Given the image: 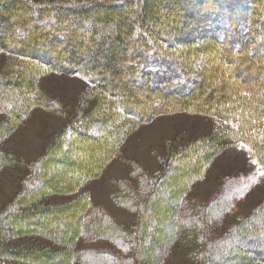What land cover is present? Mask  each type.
<instances>
[{
	"label": "trees",
	"instance_id": "obj_1",
	"mask_svg": "<svg viewBox=\"0 0 264 264\" xmlns=\"http://www.w3.org/2000/svg\"><path fill=\"white\" fill-rule=\"evenodd\" d=\"M68 1L65 3L53 1L48 4L32 0H0L2 51L18 57L16 58L18 63L30 65L31 61L46 70L52 69L54 72L77 75L87 80L96 92L95 104L84 113L78 114L77 121L65 126V138L75 145L81 140L80 138L88 135L87 137L94 143L104 142L108 148L107 154L98 159L85 158V161L94 163L90 174L77 173L70 163H64L65 166L59 168L61 172L59 174L63 175L66 182L72 184L74 180L82 179L86 174L97 175L101 167L103 168L113 159L119 144L132 130L134 131L140 124L151 121L164 110L171 112L186 108L188 111H196L197 103L194 105L192 100H196L201 90L200 80L207 73L204 70L213 71L220 80L223 77L237 76L239 80L234 85L235 91H239L241 80L245 82L242 84V90L245 88L248 90L246 92L243 90V93L239 91L235 97L227 100L222 96L213 99L214 90L210 91L208 97L200 98L207 100L206 104L205 101L200 100L202 104L199 105V111L222 119L223 124L234 123L232 134H238L240 141H245L254 151L264 155V127L261 129L251 127L253 118L264 116V93L256 96V93L264 88V76L261 80L253 82L247 79L253 76H247L248 69L257 68L258 72L255 75L264 72V0ZM137 2H140L139 6L135 7ZM99 12L105 13L98 16L100 20L97 21ZM205 12H208L209 19L205 17ZM70 14H75L77 21H70L64 26L62 23L70 18ZM85 17H92L97 22L92 27L89 20L91 30L84 33L85 35L76 37L79 41H91L88 47L90 49L84 55H80L71 48L72 39L76 35V30H84L86 24L81 20ZM215 23H219L220 28H213ZM14 32L20 35L11 38ZM201 39L202 41L197 43ZM212 62L216 64L214 67L211 66ZM32 67L30 65V68ZM21 70L19 68L14 72L15 75L10 77L7 83H2L12 89L10 95L14 96V100L21 101L22 108L11 113L12 101L7 99L2 102L0 112L9 113V117L12 115L11 119L16 121L26 116L31 105V98L25 95L23 88L26 86L23 85L25 82L29 86L34 85L30 81L31 72L21 73ZM123 72L130 81L128 79L126 82L122 81ZM27 74H30L28 81ZM219 82L216 85H221ZM29 86L28 90L31 89ZM117 86L125 94L118 92ZM134 88L140 89L138 96L147 99L158 91L156 98L165 106L151 109L148 108L147 103L139 105V97ZM212 100L214 104L208 106ZM247 109L251 111L246 114ZM241 116L247 120L237 124ZM69 141L58 148V161H62L66 151H69ZM209 142L210 139L187 142L183 148L171 150L164 157L158 156L160 168L153 173L143 170L135 162L131 163L129 174L132 180L115 181V191L110 196L116 206L134 214L129 228L117 225L100 206L90 207V201L88 202L84 198L85 195L81 194L74 198L77 206L79 202L81 206L71 235H60L57 231L68 224L65 223L66 219L51 223L52 229L50 231L46 229L48 232L42 227H38L36 231L46 234L54 242L62 245L61 248L52 251L53 253H47L45 257L46 260H51L50 262H41L38 259L41 255H37V252H21L24 254L21 258L13 257L10 255V249L7 248L0 250V256L14 263L23 261L25 264H72L76 262L75 260H79L81 264L127 262L164 264L162 256H167L174 243L183 236V241L191 242L195 239L198 240L196 244L202 245L199 256L195 251L191 255L193 264H217L221 256L229 253L237 244L242 245H237V251L244 249L246 245L255 246L256 250L250 248L246 251L264 264V246H262L264 235L261 234L258 240L248 241L249 243L245 245L241 241L253 231L263 233L264 210L254 213V216H249L245 221L241 220L238 230L232 228V233L235 231L237 235L233 240L231 234L227 236L217 234L216 230H211L212 228L202 234L207 220L211 221L219 217L222 209L225 206L231 207L234 201L226 191L221 193L216 203L209 200L206 204L197 206L194 200L190 203L186 198L193 180L205 170L204 167L212 156L211 149L219 147V141H214L213 144ZM84 148L92 150L90 146ZM47 152L46 156H41V161H35L30 167L29 175L33 177L36 187L41 186L47 177L44 169L49 168L51 149ZM74 156L78 154H72L71 162L75 160ZM4 160V155L0 153V165ZM53 169L55 172L58 171L57 168ZM94 171L98 172L94 173ZM52 180L55 179L52 177ZM21 188L24 197L35 189L31 186V182L25 183ZM44 190L36 192L37 196L43 198ZM55 190L59 192L63 189ZM50 192L53 193L54 190ZM15 200H11V203L14 202L11 207L20 204L18 203L20 201ZM36 202L38 201L30 202L26 207L38 209V213H29L27 216L25 215L27 213H22L23 220L37 216L35 220L39 221L41 219L38 217L46 215L45 210L49 208H38ZM57 209L55 207L52 211L55 212ZM11 225V221L7 220L2 225L0 233L10 230L8 227ZM20 231L16 230V232ZM11 236L13 238L16 235ZM239 237L242 239L240 240ZM207 238L213 239L207 241ZM99 240L110 242L118 252L92 247H75L78 241L92 244ZM237 240L241 242L235 243ZM127 250L130 257L124 260L119 252L125 253ZM237 253L229 256L232 262L245 264L243 261L246 259ZM30 259H36V262Z\"/></svg>",
	"mask_w": 264,
	"mask_h": 264
},
{
	"label": "rangeland",
	"instance_id": "obj_2",
	"mask_svg": "<svg viewBox=\"0 0 264 264\" xmlns=\"http://www.w3.org/2000/svg\"><path fill=\"white\" fill-rule=\"evenodd\" d=\"M32 1L47 2L48 4L53 1L69 2L68 0ZM74 1L80 2L81 0ZM153 1L156 2L155 0ZM139 3L140 2H137L135 7H138ZM103 14L101 12L98 13L96 17L98 18L97 21L100 20L98 16ZM204 15L206 18L209 17L208 12H205ZM89 20L92 23V27L93 24L97 22L96 19L92 17H85L82 19L81 21L85 23L86 26L83 28V31L82 29L76 30V35L72 39L73 47L71 48H74V52L77 51L80 55H84V53L90 49L88 47H90L91 41H79L76 37L84 33L86 34L89 29L91 30L88 23ZM70 21H77L75 14H70V18L68 17L66 22L62 24L66 26ZM216 27L220 28V24L215 23L213 28ZM166 28L168 27L166 26ZM19 35L20 33L14 32L11 38ZM201 41L202 39L198 40L197 43ZM206 51L208 52V49H206ZM62 56H64V54ZM16 58L18 57L9 55L7 52L0 49V106H2L4 100L9 99V101H12L11 105L13 106L11 113L14 110L22 108L20 104L21 101L18 99L14 100V96L10 95L12 89L2 85L3 82L7 83V81L11 79L10 77L15 75L14 72L19 70V68L22 69L21 73L23 71L31 72V76L27 74L26 79L28 81L30 76V81H32L34 85L29 86L28 83L25 82L23 86L26 87H22L26 93L25 95L31 98V105L24 118L16 121L11 119L12 115L9 117V113L4 114V112H0V153L5 157V160L1 162L0 165V230L7 220L12 223V225L8 227L10 230L0 233V250L5 248L10 249V255L18 258L24 256L21 252H37V255H41V257L38 258L41 262H50L51 260H46L45 256L47 253H53L52 251L61 248L62 245L54 242L50 237H47L46 234L36 231L38 227H42L45 230L49 229L48 231H50L54 221L66 219V222H64L68 224H65L64 227L57 231L60 235H71L75 225L74 222L77 220L81 206L80 202L78 204L79 206H77L74 198H77L81 194H83V196L85 195L84 198L88 202L90 201V207L93 205L100 206L114 222L116 221L117 225L129 228L133 222L134 214L119 208L112 201L110 196L115 191L116 186L114 183L120 180H132L129 174L132 162L137 163L140 168L148 173H153L160 168L158 156L164 157L169 151L177 148L179 149L180 147L183 148L187 142L200 139H210L211 142L209 143L212 144L215 143L214 141H219V147L218 149H211L212 156L207 166L204 167L205 170L193 180L194 182L189 186V192L186 198L190 200V203L194 200L197 206L198 204L204 205L207 201L209 202V200H213V202L216 203L221 193L226 191L227 194L234 199L231 203V207L228 208L225 206L219 217L211 221L207 220L206 224H204L202 234L205 233L204 231L212 228L211 230H216L217 234H223L225 236L231 234L230 236L233 240L237 235L235 231L232 233V228H237L238 230L241 220L245 221L249 216H254V213H259L264 210V155H262L261 152L254 151L252 146L245 141H240L238 134H232L231 130L235 125L234 123L231 124L228 122L223 124L222 119L219 120L210 113L199 111V105L202 104L200 103V100H202L200 98L203 96L208 97L207 95H209L208 93L210 91L214 90L213 99H219L222 96L224 100L235 97L239 91L243 93L244 90V92H246L248 89L245 90V88L242 90V84H245L243 80L240 82L242 84L238 86L240 87L239 91H235L236 88L234 85L239 80L237 76L223 77V79L220 80L219 76L213 71L204 70L207 73L205 72L206 74L203 79L200 80L201 83L203 82L200 85V92H202L203 95L197 91L198 95L196 100H192L194 101V105L197 103L195 105L197 107L196 111H188L186 108L175 109L171 112L170 110H164V112L157 114L151 121L140 124L119 144L118 151L113 159L103 166V168L101 167V170H98L99 172L97 171L98 173L94 171L97 175H92V173L91 176H89L88 174L93 170L92 164L94 163L88 160L85 161V158L88 159V157H92L98 159L106 156L108 150V148H106L107 145L104 144V142L94 143L91 138L87 137L88 135L80 138V141H76L77 143L72 145V143H70L71 141L65 138V126L69 125L71 122L77 121L76 117L78 114L84 113L95 104L97 95L93 86L90 85L87 80L77 75L54 72L52 69L46 70L31 61L29 64L33 67L30 68L28 64L18 63ZM126 62L127 61H125V63ZM61 64H65V62H61ZM211 64L213 67L216 65L214 62ZM257 72V68L248 69L247 76L253 75L247 78L248 81L253 82L254 80H261L264 76V72L255 75ZM32 75L33 79L31 80ZM121 77L123 82H126V79L130 81L129 78H126L124 72L121 74ZM218 82L221 83L222 86L220 84H217L219 85L217 86L216 83ZM28 86L31 88L30 90H28ZM132 87L133 86H131V88ZM116 89L118 92L122 93V95L125 94L124 91L118 89V86ZM134 90L137 96L140 95V89L134 88ZM158 93V91L154 92L149 99L138 96L139 105L147 103L149 106L148 108L151 109H156L158 106H165L161 100L156 98V94ZM259 93H264V88L258 91L256 96H258ZM206 100L207 98H204L202 101H205L204 103L206 104ZM205 104L203 105L205 106ZM210 104H214V100L208 103V106H210ZM212 106L215 107V105ZM200 107L202 108L203 106ZM250 111V109H247L246 114ZM256 115L257 113L254 117H256ZM246 120L245 117L242 118L241 116V118L237 120V124L244 123ZM251 122L252 128L256 127L257 129H261L264 127V116L253 118ZM252 125H254V127ZM68 141L69 151H66L67 153H65L62 161H58V148H61V144L67 143ZM86 146L92 147V150H86L84 148ZM48 149H51V158L48 163L49 168L44 169L47 173V177L41 186L36 187L33 177L29 175L30 167L35 161L40 160L41 156H46ZM72 154H78V156H74V162H71ZM67 162L74 167L73 169L77 171V173H89L82 179L77 181L74 180L72 184L71 182H66L63 175L59 174L61 173L59 168H63L65 166L64 163L67 164ZM53 168H57L58 171H53ZM52 177L55 180L51 181ZM28 182H31V186L35 187V189L28 193L27 197H24L25 195L23 194L22 196L21 193V187L25 186V183ZM77 182L79 183L74 185ZM72 185H74V187ZM69 187L73 188L69 189ZM59 188L63 190L56 192L57 190L55 189ZM41 190L45 191H43V198L38 197L36 193ZM50 190H54V192L51 193ZM13 199L20 201L18 202L20 204L12 205L11 207V204L14 203H11ZM20 199H22V201ZM36 200L38 202H36L35 205H39L38 208H49L45 210V216L38 217L43 220L44 223L41 220H35L37 216L33 219L29 218L23 220L21 218L22 213H27L25 214L27 216L29 213L33 214L39 211L31 206L26 207L30 202H35ZM55 207L58 209L54 212L52 210L55 209ZM13 211L17 212L11 213ZM258 228H260V230L262 229L261 227ZM22 229H26V231H20ZM16 230L20 232H16ZM48 231L46 230V232ZM240 231L241 229L239 232ZM12 234L16 236L12 238ZM261 234L264 235V230L263 233L253 231L251 235L244 236L243 240L239 238L245 245L248 241L253 242L257 238H260L262 236ZM213 238H207V241H211ZM238 240L235 243L241 242ZM186 242L187 240L183 241V236L179 237V240L174 243L175 245L169 250L167 256H162L164 264H193L191 255H193L195 251L199 256L202 245L196 244L195 242H198V240L195 241V239L191 240V242ZM237 245H234L229 253H225L221 256L217 264H235L229 256L236 252H238L237 255L239 254L246 259L243 261L245 264H262L246 251L250 248L256 250L255 246L248 247V245H246L247 247L237 251ZM262 246H264V244H262ZM75 247H92L118 252V249L114 248L110 242H103V240L96 241L92 244H84L78 241ZM119 254L124 260L130 257L128 250L125 253L119 252ZM35 258L37 259V257ZM36 259L30 260L36 262ZM254 260H256V262L252 263ZM75 261L76 262L72 264H81L79 260ZM3 263L25 264L23 261L14 263L0 256V264ZM239 263L240 262H238V264ZM125 264L129 263L127 262Z\"/></svg>",
	"mask_w": 264,
	"mask_h": 264
},
{
	"label": "bare ground",
	"instance_id": "obj_3",
	"mask_svg": "<svg viewBox=\"0 0 264 264\" xmlns=\"http://www.w3.org/2000/svg\"><path fill=\"white\" fill-rule=\"evenodd\" d=\"M158 15V14H157ZM203 83V82H202ZM198 88V87H197Z\"/></svg>",
	"mask_w": 264,
	"mask_h": 264
}]
</instances>
